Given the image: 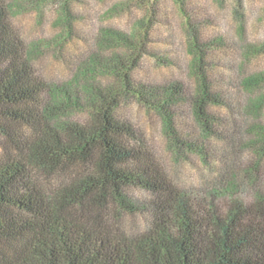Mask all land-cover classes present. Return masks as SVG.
I'll use <instances>...</instances> for the list:
<instances>
[{"label":"trees","instance_id":"trees-1","mask_svg":"<svg viewBox=\"0 0 264 264\" xmlns=\"http://www.w3.org/2000/svg\"><path fill=\"white\" fill-rule=\"evenodd\" d=\"M160 1L117 3L141 16L99 28L92 52L51 78L35 61L72 38V0H0V264H264V71L248 68L264 41L246 33L242 0L234 34L214 37L188 0H170L189 85H149L136 73L145 55L161 59L148 48ZM24 5L39 27L53 12L45 42L17 30ZM131 103L157 117L163 157L123 116ZM186 162L197 186L180 179Z\"/></svg>","mask_w":264,"mask_h":264},{"label":"rangeland","instance_id":"rangeland-1","mask_svg":"<svg viewBox=\"0 0 264 264\" xmlns=\"http://www.w3.org/2000/svg\"><path fill=\"white\" fill-rule=\"evenodd\" d=\"M121 1L123 0H72L76 21L72 38L60 50L58 58L52 60L51 53H45L39 57L35 61L36 71L44 77L61 76L64 60L86 56L92 52V39L99 28L105 26L116 30H126L131 20L141 16L142 12L135 4L130 5L126 11L112 10ZM24 6L17 11L14 19L17 30L27 45L36 41L45 42L52 36L53 12L51 9L44 11V23L39 27L36 25L38 13L32 9L31 5ZM241 6L247 22L246 33L253 42L264 41V20L260 17L264 0H242ZM159 8V20L152 30L148 48L153 55L161 59L155 61L152 55H145L136 77L149 85L165 84L177 79L188 86L189 82L184 72L187 57L185 56L186 37L183 19L170 0H161ZM233 8L232 0L222 1V4L218 3V0H188L184 6L191 21L204 25L203 35L209 37L228 32L234 34ZM248 68L264 71V56H261L257 62L251 63ZM220 73L227 76L231 74V70L228 65L223 64V67H220ZM122 114L147 135L155 150L163 157L165 146L158 133L157 117L134 103L123 109ZM180 179L184 185L197 186L200 174L196 163L186 162L181 168Z\"/></svg>","mask_w":264,"mask_h":264}]
</instances>
